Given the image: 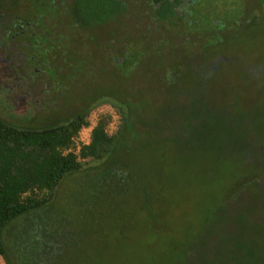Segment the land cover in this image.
<instances>
[{"label": "rangeland", "instance_id": "1", "mask_svg": "<svg viewBox=\"0 0 264 264\" xmlns=\"http://www.w3.org/2000/svg\"><path fill=\"white\" fill-rule=\"evenodd\" d=\"M125 1L132 7L127 21L121 28L96 29L86 43L79 40L76 45L85 48L76 60L64 40L53 50L54 60L65 64L54 101L23 115L0 89V119L14 127L63 123L106 96L123 109H138L150 128L148 135L135 134L138 143L110 154L127 175L120 189L113 182L100 186L101 161L92 159L61 183L54 216L70 218L76 227L89 224V233L73 261L58 264L263 260L264 20L227 24L215 41L202 16L189 31L164 27L163 39L145 35V23L156 34L158 25L141 18L136 0ZM253 1L203 0L201 10L236 18L223 7ZM118 45L135 60L129 70L113 68V55L125 58ZM32 55L41 60L39 52ZM99 113L111 117L107 133H117L118 108L101 102L90 108V125L78 133V143L88 142ZM256 147L262 152L257 159L251 155ZM185 250L193 257H185Z\"/></svg>", "mask_w": 264, "mask_h": 264}, {"label": "trees", "instance_id": "2", "mask_svg": "<svg viewBox=\"0 0 264 264\" xmlns=\"http://www.w3.org/2000/svg\"><path fill=\"white\" fill-rule=\"evenodd\" d=\"M135 2L139 4L141 18L148 23L154 22L160 30L156 34L152 26L145 23L143 33L159 35L163 39L164 27L174 29L182 26L189 31L202 16L206 17L205 23L212 29L215 41L219 40V34L227 24L247 25L254 20L260 23L264 20V0H254L251 6L249 2L243 8L227 4L224 10L237 13L236 18L227 19L202 11L203 0H193L185 5L180 0ZM126 5L124 9L119 0H109L107 4L94 0V5L86 4L83 11L86 15H94L98 21L103 19V14H109L112 22L123 16L127 21V13L132 7ZM122 52L124 59L111 60L115 70H126L135 63L130 54L126 55L125 50ZM104 97L94 99L86 110L72 115L69 120L40 129L18 128L0 119V258L4 264H58L61 260L73 261L79 254L76 248L86 243L89 224L76 227L70 218L58 220L57 214L54 216V201L61 183L77 173L82 161H101V166L96 169L101 173L100 181L97 180L100 186L106 187L113 182L120 189L119 185L126 181L127 175L114 163L110 154L131 145L133 140L138 143L135 134L141 131L148 135L150 128L138 115V109H123L122 104H114ZM101 102L118 108L119 130L109 135L107 128L111 117L107 113H99L89 132L88 142L78 143V133L90 125V108ZM251 153L256 159L262 156L259 147ZM243 161L246 165L251 162L249 157H244ZM184 256L193 257L190 250H185ZM252 264H264V259L255 258Z\"/></svg>", "mask_w": 264, "mask_h": 264}, {"label": "flooded vegetation", "instance_id": "3", "mask_svg": "<svg viewBox=\"0 0 264 264\" xmlns=\"http://www.w3.org/2000/svg\"><path fill=\"white\" fill-rule=\"evenodd\" d=\"M119 1L125 9L126 1ZM180 1L185 5L193 0ZM100 2L107 4L109 0ZM86 4L93 6L94 0H0V89L5 92L6 102L16 104L23 115L54 101L58 88L62 87L57 75L65 64L59 65L54 60L53 50L63 40L72 45V57L76 60L85 48L84 44L76 45L79 40L86 43L96 29L121 28L123 20L126 21L122 15V19L112 22L109 14H103L98 21L83 11ZM64 27L63 36L59 32ZM38 52L41 60L32 55ZM112 59L121 61L115 55ZM46 67L51 74L46 73Z\"/></svg>", "mask_w": 264, "mask_h": 264}]
</instances>
